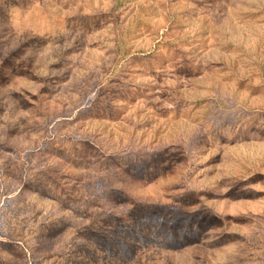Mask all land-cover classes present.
<instances>
[{"label": "rangeland", "instance_id": "374dc122", "mask_svg": "<svg viewBox=\"0 0 264 264\" xmlns=\"http://www.w3.org/2000/svg\"><path fill=\"white\" fill-rule=\"evenodd\" d=\"M0 264H264V0H0Z\"/></svg>", "mask_w": 264, "mask_h": 264}]
</instances>
